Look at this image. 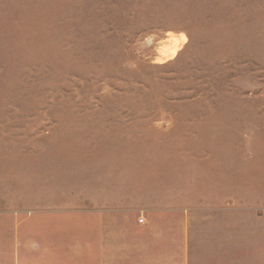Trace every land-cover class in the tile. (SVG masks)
<instances>
[{"label": "rangeland", "instance_id": "obj_1", "mask_svg": "<svg viewBox=\"0 0 264 264\" xmlns=\"http://www.w3.org/2000/svg\"><path fill=\"white\" fill-rule=\"evenodd\" d=\"M214 175L264 190V0H0V205L62 222L22 264H73L59 239L97 190Z\"/></svg>", "mask_w": 264, "mask_h": 264}, {"label": "crops", "instance_id": "obj_2", "mask_svg": "<svg viewBox=\"0 0 264 264\" xmlns=\"http://www.w3.org/2000/svg\"><path fill=\"white\" fill-rule=\"evenodd\" d=\"M222 178L218 175V189L200 191L190 176V190L164 197L148 198L139 189L113 199L97 190V202L68 216L73 237L59 239L65 249L57 259L73 264H264V190H244L241 183V189L228 191L221 188ZM54 212L20 218L17 205H0V264L38 260L34 221L62 224Z\"/></svg>", "mask_w": 264, "mask_h": 264}, {"label": "bare ground", "instance_id": "obj_3", "mask_svg": "<svg viewBox=\"0 0 264 264\" xmlns=\"http://www.w3.org/2000/svg\"><path fill=\"white\" fill-rule=\"evenodd\" d=\"M171 53H172V51H171Z\"/></svg>", "mask_w": 264, "mask_h": 264}]
</instances>
